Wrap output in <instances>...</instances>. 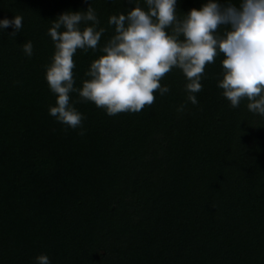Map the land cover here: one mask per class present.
<instances>
[{
    "label": "trees",
    "instance_id": "16d2710c",
    "mask_svg": "<svg viewBox=\"0 0 264 264\" xmlns=\"http://www.w3.org/2000/svg\"><path fill=\"white\" fill-rule=\"evenodd\" d=\"M91 4L106 31L97 50L74 55L77 87L114 34L109 17L135 6ZM86 8L0 0V19L23 17L15 37L0 33V264H36L40 254L51 264H264V117L222 95L223 54L206 65L197 104L174 68L161 80L170 91L139 112L111 116L73 92L83 129L49 114L48 30L61 12Z\"/></svg>",
    "mask_w": 264,
    "mask_h": 264
},
{
    "label": "clouds",
    "instance_id": "9594fccd",
    "mask_svg": "<svg viewBox=\"0 0 264 264\" xmlns=\"http://www.w3.org/2000/svg\"><path fill=\"white\" fill-rule=\"evenodd\" d=\"M128 2L135 5L130 11L109 17L114 34L91 62L82 87L76 86L74 55L97 50L106 29L98 27L91 0H84L86 10L63 11L52 19L48 35L54 53L45 79L56 98L49 114L59 123L83 129L85 117L71 102L73 92L111 116L139 112L154 103L157 91L161 96L170 91L161 80L174 68L185 76L188 100L197 104L206 65L220 54L222 95L234 108L246 99L247 109L264 117V0H203L187 12L179 9L180 0H144L146 7L140 0ZM22 27L20 15L0 19V33L11 28L9 36L15 37ZM33 50L30 40L23 44L28 57ZM183 110L180 105L178 111ZM35 259L51 264L47 254Z\"/></svg>",
    "mask_w": 264,
    "mask_h": 264
}]
</instances>
